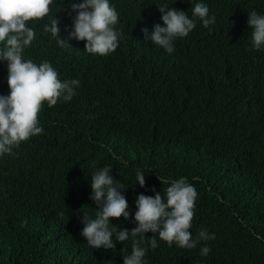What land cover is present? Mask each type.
Here are the masks:
<instances>
[{
  "label": "trees",
  "instance_id": "16d2710c",
  "mask_svg": "<svg viewBox=\"0 0 264 264\" xmlns=\"http://www.w3.org/2000/svg\"><path fill=\"white\" fill-rule=\"evenodd\" d=\"M197 2L216 23L209 31L197 21L172 54L145 41L141 29L163 26L162 4L191 15L190 0H110L119 45L106 56L86 53L75 39L58 46L43 32L48 17L29 22L35 39L24 59L49 61L61 80L80 83L71 101L42 106L41 134L0 156V264H123L131 237L104 250L80 235L83 212H97L91 173L104 166L125 188L133 216L138 194L154 196L155 188L165 196L169 185L158 177H183L197 192L189 231L215 238L194 249L158 239L147 264H264V49L251 48L247 25L248 12L264 14V0ZM49 8L66 38L67 0ZM7 75L0 62V94L9 92ZM137 169L145 187L135 184ZM111 222L136 226L122 216ZM205 243L211 251L201 256Z\"/></svg>",
  "mask_w": 264,
  "mask_h": 264
},
{
  "label": "clouds",
  "instance_id": "9594fccd",
  "mask_svg": "<svg viewBox=\"0 0 264 264\" xmlns=\"http://www.w3.org/2000/svg\"><path fill=\"white\" fill-rule=\"evenodd\" d=\"M191 2V15L184 10L159 5L163 26L157 23L151 31L142 28L145 41H151L166 53L174 52V42L192 32L197 21L211 31L210 25L216 23L215 16H209V8L203 2ZM53 0H0V62L7 63L8 94H0V156L10 154L13 147L32 136L43 132L38 113L43 105L52 107L60 102L73 99L79 80H61L58 72L49 61L39 64L24 59L23 53L35 39L34 23L48 17L43 32L56 37L60 47L71 46L68 41H84V51L93 55L106 56L119 45V34L115 30L118 13L110 0H67V14L70 26H65L67 36L60 35V20L49 16ZM176 3V0H175ZM174 3V4H175ZM74 13V15H73ZM247 25L251 29L250 46L253 50L264 49V14L253 10L248 12ZM111 173V174H110ZM146 173L142 169L135 172V184L145 187ZM158 179L168 184L165 196L152 191L154 196L138 194L135 199L134 216L129 209L122 186L114 182L112 167L94 168L89 184V199L94 201L97 212L90 217L83 212L80 235L93 249H116V242L123 243L132 238L131 251L124 248L123 264H147L144 257L148 248L158 247V239L169 247L175 245L182 249H194L201 241L214 239V234L201 229L196 238L191 231L194 216V201L197 192L192 184L181 177L172 181ZM131 219L135 227L131 229L110 227L112 218ZM115 225V224H114ZM154 235L145 241L146 233ZM147 245V247L143 245ZM211 251L207 244L200 249L201 256Z\"/></svg>",
  "mask_w": 264,
  "mask_h": 264
}]
</instances>
